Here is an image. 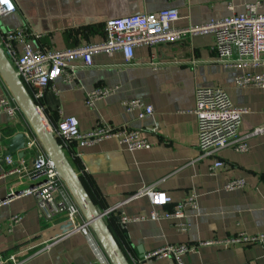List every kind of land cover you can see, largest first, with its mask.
Here are the masks:
<instances>
[{
	"label": "crops",
	"instance_id": "1",
	"mask_svg": "<svg viewBox=\"0 0 264 264\" xmlns=\"http://www.w3.org/2000/svg\"><path fill=\"white\" fill-rule=\"evenodd\" d=\"M16 11L0 19V30L24 26L41 35L31 39L34 48L64 50L103 41L104 24L137 14H155L162 9L178 10L173 27L185 29L211 20L238 15L254 0H12ZM259 12L264 14V0ZM210 33L186 35L175 43L134 50L132 63L125 64L120 52L108 56L96 53L93 66L77 67L76 80L66 85L55 79L42 99L49 123L74 116L80 131L98 122L137 129L149 143V149L128 151L115 139L92 146L71 144L78 153L70 162L96 206L113 209L111 217H148L152 210L170 212L188 193L197 195V208L186 209L190 228L176 230V219L145 218L115 227L114 236L129 262L137 264H175L171 258L143 260V256L165 245L186 244L195 249L183 256L184 264H264V242L252 245L218 244L239 233H264V133L251 135L264 127V88H238L235 76L250 69L224 67L213 49ZM156 63L158 68L152 65ZM262 73L264 68L251 70ZM221 87L232 104L246 110L239 135L246 138L248 151L237 153L223 149L216 158H199L197 120L193 114L195 92L200 87ZM115 92L85 105L87 92L98 88ZM53 94L55 101L46 96ZM9 92L0 77V97ZM140 99L153 113L139 119L137 112H126L121 102ZM29 131L26 121L13 124L0 114V156L16 133ZM24 150L23 159L31 155ZM17 159L16 154L9 156ZM215 159L223 166L214 174L209 168ZM0 166V264H104L99 262L87 239L78 231L63 235L65 218H44L33 196L2 200L8 190L21 189L28 183L14 176L1 177ZM245 181L243 189L225 191L231 179ZM166 192L172 204L154 209L146 196L133 197L144 187ZM13 215L21 219L9 229ZM212 242L208 245L200 243Z\"/></svg>",
	"mask_w": 264,
	"mask_h": 264
},
{
	"label": "built area",
	"instance_id": "2",
	"mask_svg": "<svg viewBox=\"0 0 264 264\" xmlns=\"http://www.w3.org/2000/svg\"><path fill=\"white\" fill-rule=\"evenodd\" d=\"M8 3L12 5L11 10H9L8 4H0V19L16 11L13 1L8 0ZM260 7L261 0H254L245 5L244 12L241 14L211 20L203 25L185 29L173 27V23L179 18L178 10L174 8L162 9L150 15L137 14L109 19L104 24V39L101 43L64 50H43L32 47L30 40L39 39L41 35L21 26L0 30V46L69 159L78 155L72 151V143L87 147L106 139H115L128 151L133 152L149 149L150 145L141 136L139 130L126 125L114 127L104 122H98L87 131H80L78 120L74 116L62 117L55 123H49L44 115L42 99L47 89L51 88L56 91L51 83L55 79H60L66 85L73 84L76 80L77 67L72 63L80 59L84 68L92 67V56L96 53L110 56L120 52L125 64H130L134 59V50L137 47H155L175 43L188 34L210 33L214 38L213 49L218 61L224 67L250 69L249 72L235 76L234 85L238 88L263 89L264 75L251 71L264 68V14L259 12ZM152 65L154 68H158L156 63ZM114 92V88H95L87 92L85 105L92 107L97 100L106 98ZM121 106L126 112H137L139 119L153 113L152 106L146 105L140 99L123 100ZM192 112L197 120L199 158H216L217 153L223 149H231L237 153L248 151L247 137L239 135L242 116L246 110L235 107L223 88L216 86L198 88L195 92V106ZM0 114L6 115L8 121L13 124L25 121L10 95L0 97ZM259 133H264V127L253 129L251 135ZM23 134L26 139L24 150L31 155L28 160L0 156V163L4 160L6 166L1 177L14 176L16 179L26 180L28 183L19 189V194H14L13 197L33 196L40 214L46 219L51 220L57 216L64 217L65 222H69L73 226V231H78L86 237L96 259L101 263L110 264L91 230L84 223L78 207L70 198L52 161L45 155L38 140L29 131H25ZM222 166L223 162L215 159L209 168L210 174H214ZM245 185V181L241 178L231 179L224 184L223 189L234 191L243 189ZM142 196L148 198L154 209L172 204V199L166 192L153 186L144 187L133 195V197ZM196 208L197 195L191 192L180 202L174 204L170 212L160 213L157 210H152L148 217H127L120 213L117 224L125 225L128 222L140 221L145 218L151 220L172 218L178 220L175 224L176 230L185 233L189 230L190 225L185 220L184 211ZM112 212L113 209L103 211L105 221L109 219ZM20 219L19 215L10 217L7 221L8 228L11 229ZM263 242L264 233L258 235L239 233L235 237L217 243L252 245ZM211 243H200V245ZM194 249L195 246L186 244H169L144 255L142 259L171 258L175 264H184L183 256ZM130 264H137V262L132 260Z\"/></svg>",
	"mask_w": 264,
	"mask_h": 264
},
{
	"label": "water",
	"instance_id": "3",
	"mask_svg": "<svg viewBox=\"0 0 264 264\" xmlns=\"http://www.w3.org/2000/svg\"><path fill=\"white\" fill-rule=\"evenodd\" d=\"M0 77L4 82L9 95L17 104L30 132L38 140L45 155L52 161L58 177L62 180L70 198L78 207L84 223H86L91 230L109 263L130 264L125 253L111 233L103 217V211L96 206L86 191L79 174L73 167L57 139L52 134L46 119L38 110L18 74L6 58L1 46ZM46 97L49 100L55 101L53 94H48ZM25 144L26 139L24 134L22 132L16 133L9 140L3 158L9 157L12 154H16L18 158H23ZM2 164H4V160H2L0 166ZM19 193L20 190L17 188L15 191L8 190L2 200L11 198L14 194ZM71 231H73V226L71 223L65 222L61 227V233L65 235Z\"/></svg>",
	"mask_w": 264,
	"mask_h": 264
},
{
	"label": "trees",
	"instance_id": "4",
	"mask_svg": "<svg viewBox=\"0 0 264 264\" xmlns=\"http://www.w3.org/2000/svg\"><path fill=\"white\" fill-rule=\"evenodd\" d=\"M73 159H75V158H73ZM69 160H71V159H69ZM115 219L113 218V217H109V219L106 221V223H107V225H108V227H109V229H110V231H111V233L113 234V236H114V230H115V227L117 226L118 227V225H116L115 224ZM114 238H115V236H114ZM116 239V238H115ZM119 244V243H118Z\"/></svg>",
	"mask_w": 264,
	"mask_h": 264
},
{
	"label": "clouds",
	"instance_id": "5",
	"mask_svg": "<svg viewBox=\"0 0 264 264\" xmlns=\"http://www.w3.org/2000/svg\"><path fill=\"white\" fill-rule=\"evenodd\" d=\"M0 4H8L9 10H11V8H12V5L10 3H8V0H0Z\"/></svg>",
	"mask_w": 264,
	"mask_h": 264
},
{
	"label": "rangeland",
	"instance_id": "6",
	"mask_svg": "<svg viewBox=\"0 0 264 264\" xmlns=\"http://www.w3.org/2000/svg\"><path fill=\"white\" fill-rule=\"evenodd\" d=\"M27 156H28V153H27Z\"/></svg>",
	"mask_w": 264,
	"mask_h": 264
}]
</instances>
